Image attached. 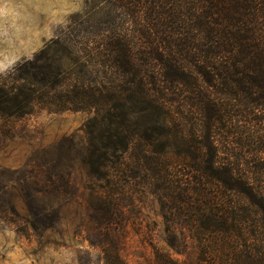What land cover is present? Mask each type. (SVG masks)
Instances as JSON below:
<instances>
[{
  "label": "rangeland",
  "instance_id": "rangeland-1",
  "mask_svg": "<svg viewBox=\"0 0 264 264\" xmlns=\"http://www.w3.org/2000/svg\"><path fill=\"white\" fill-rule=\"evenodd\" d=\"M130 1L0 0V78L43 64L41 50L54 41L68 38L80 46L77 42L92 38L100 28L108 30L104 36L116 28L124 38L125 32L138 31V26L158 23L155 17L146 20L143 7L139 19L134 16ZM95 37L94 44L99 38ZM59 53L49 49L48 65L53 69L60 62L65 79L63 89L51 93L54 99L75 82L87 85L100 80L118 87L117 75L104 78L94 47L89 55L75 60ZM37 106L21 118L0 114V264H104L100 248L91 245L103 233L91 217V204L102 196L107 183L97 180L86 159L91 142L99 136L91 121L95 118L98 124L101 115L95 116L94 111L49 113ZM171 108L178 114L171 133H154L150 146L132 137L142 127L129 122L127 167L111 172L108 179L115 214L108 229L118 238L124 264H157L156 251L174 264H217L206 262L209 258L200 254L209 236L198 232L196 218V210L210 205V198L235 209L242 240L254 247V242L248 243L254 239L258 221L253 207L241 196L221 195L219 186L200 182L198 174L189 169L190 160L178 152L193 145L194 139L199 142L202 134L193 136L190 131L198 126L197 115L182 102ZM237 121L224 124L227 138L217 140L223 158L227 159V150L237 149V168L253 171L264 164V155L256 154L257 141L264 144V134L256 135L255 125L253 132ZM145 125L144 130L149 127ZM224 141L232 142L230 148L223 149ZM143 156L155 162V167L162 159L167 166L151 179L152 173L137 165V157Z\"/></svg>",
  "mask_w": 264,
  "mask_h": 264
},
{
  "label": "trees",
  "instance_id": "trees-1",
  "mask_svg": "<svg viewBox=\"0 0 264 264\" xmlns=\"http://www.w3.org/2000/svg\"><path fill=\"white\" fill-rule=\"evenodd\" d=\"M141 1H130V12L139 19L143 7L146 20L155 17L158 23L138 26V31L125 32L124 38L116 28L109 36H104L109 34L106 28H100L92 38L77 42L80 46L68 38L54 41L41 50L43 64L0 78V114L21 118L39 104L49 113L94 111L95 116L101 115L98 124L95 118L91 121L99 136L91 142L86 158L97 180L107 183L102 196L91 204L93 221L103 227L97 244L91 245L100 248L104 264H124L118 238L108 229L115 216L108 179L111 172L127 167L129 122L140 124L142 128L132 137L146 147L156 138L154 133H171L174 115H178L171 110L173 105L182 102V106L193 108L198 126L190 129L191 135H202L199 142L194 139L193 145L179 150V155L190 160L189 169L198 174L200 182L219 186L221 195L247 200L258 219L254 239L248 241L254 242V247L247 246L235 209L210 198V205L196 210L198 232L209 236L207 243L201 242L200 254L210 263L264 264V164L240 172L237 149L227 150L226 159L218 143L227 138L223 125L235 120L253 132L255 125L256 135L259 131L264 134V0ZM95 36L99 38L94 44ZM51 47L70 60L89 55L94 47L104 78L117 75L118 87L100 80L89 85L75 82L54 99L51 93L63 89L65 79L60 62L53 69L48 65ZM143 124L149 127L144 130ZM230 143L224 141L223 149L230 148ZM257 143V156L264 155V144ZM162 161L155 167L146 156L137 157V165L150 171L151 179L167 166ZM154 254L157 264L175 263L166 254Z\"/></svg>",
  "mask_w": 264,
  "mask_h": 264
}]
</instances>
